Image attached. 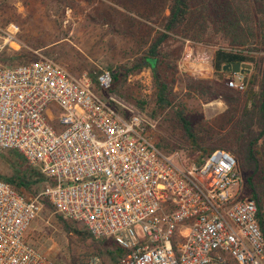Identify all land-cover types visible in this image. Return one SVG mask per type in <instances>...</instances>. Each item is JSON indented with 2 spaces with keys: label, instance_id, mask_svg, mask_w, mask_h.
I'll return each mask as SVG.
<instances>
[{
  "label": "built area",
  "instance_id": "obj_1",
  "mask_svg": "<svg viewBox=\"0 0 264 264\" xmlns=\"http://www.w3.org/2000/svg\"><path fill=\"white\" fill-rule=\"evenodd\" d=\"M4 35L0 57L20 49ZM223 81L246 89L241 73L224 72ZM111 83L110 71L93 83L41 56L0 61V153L20 154L47 180L25 197L0 178V264H55L28 240L45 201L122 249L117 264H264L257 206L241 198L235 156L165 151L153 138L158 119L101 94ZM86 264L101 263L90 256Z\"/></svg>",
  "mask_w": 264,
  "mask_h": 264
},
{
  "label": "rangeland",
  "instance_id": "obj_2",
  "mask_svg": "<svg viewBox=\"0 0 264 264\" xmlns=\"http://www.w3.org/2000/svg\"><path fill=\"white\" fill-rule=\"evenodd\" d=\"M87 1L88 4L73 0H0V44L7 32H12L20 44L18 51L5 47L2 54L10 57L18 52L24 56L21 63L45 57L73 75H86L95 83L101 71L128 68L143 55L160 31L172 2L115 0L114 6L99 11L96 5L89 9L93 6L92 0ZM207 2L208 6L202 3L192 6L180 35L174 36L167 45L166 66L162 73L175 92L169 107L161 110L155 106L153 78L148 68L117 83L114 92H109L110 87L107 94L101 93L158 119L153 136L155 142L167 152H176L183 158L194 160L199 159L200 151H194L187 142L176 112H182L188 119L201 145L226 147L241 109L239 105H228L222 99L209 100L201 92L189 89L190 80H215L224 84V72L215 71L212 65L217 50L251 58L264 56V52L256 50V19L250 0ZM235 9L240 10L235 12L239 21L236 36L245 35V45L235 43V34L223 27H228L226 13L230 15L229 11ZM87 16L95 20L87 21L84 19ZM17 64L19 61L13 62V65ZM248 64L253 65L251 62ZM242 70L240 73L247 87L252 69L243 66ZM17 157L13 152L0 153V178H10L22 167L29 166L24 159L23 166L15 165ZM242 189L243 186L240 192ZM23 194L25 197L33 196L26 191ZM79 232L86 231L78 224L61 218L49 204L44 203L38 218L28 229V240L37 250L48 254L55 264H86L90 256L97 257L101 264H117L118 258L109 245L110 241L95 240L88 233Z\"/></svg>",
  "mask_w": 264,
  "mask_h": 264
},
{
  "label": "trees",
  "instance_id": "obj_3",
  "mask_svg": "<svg viewBox=\"0 0 264 264\" xmlns=\"http://www.w3.org/2000/svg\"><path fill=\"white\" fill-rule=\"evenodd\" d=\"M201 3L208 6L207 0H172L168 8L169 13L164 18L160 31L156 33L143 55L134 60L130 67H119L114 72H111L112 86L109 92H114L116 84L120 81H125L129 75L148 68L153 78L156 97L155 106L161 110L169 107L175 92L172 84L162 73V68L166 66L164 58L167 56V45L174 36L180 35L181 29L190 15L192 6L196 7ZM250 4L252 5L253 14L256 19V50L264 52V0H250ZM235 12L239 13L240 10L229 11L230 15L226 13L228 27L225 28V25L223 27L225 31L227 30L235 34V43L245 45L247 43L245 35L238 34V37L236 36L237 33L235 31L239 21ZM23 57L18 52L13 53L10 57H5L2 54L0 61L12 66L14 61H19V64H23L21 63ZM151 61H153L152 65L150 64ZM248 62L253 63V65H249ZM235 64H240L244 68L246 66V69L249 67L252 69L247 87L242 94L229 89L224 84L215 80L195 79L190 80L188 83L189 89L201 92L209 100L222 99L228 105H239L241 113L234 124V132L228 142L229 146L206 147L201 145L194 135L190 122L183 113L177 111L176 116L189 145L194 151H200L198 161L203 160L214 150L228 149L227 151L235 156L243 178L241 198H247L256 203L257 221L264 236V56L251 58L244 54L224 50L214 52L212 65L215 71L222 72L225 66ZM244 72L248 73L249 71L244 70ZM13 153L18 156L15 165L23 166V157L16 152ZM1 179L13 186L20 193L23 194V191H26L33 196L37 195L47 182L46 178L31 166L22 167L20 172H15L10 178ZM44 203L48 205L47 202ZM82 229L86 231V229ZM79 233L87 234L88 232ZM107 241H110L109 245L114 255L120 258L124 254V251L111 240Z\"/></svg>",
  "mask_w": 264,
  "mask_h": 264
},
{
  "label": "crops",
  "instance_id": "obj_4",
  "mask_svg": "<svg viewBox=\"0 0 264 264\" xmlns=\"http://www.w3.org/2000/svg\"><path fill=\"white\" fill-rule=\"evenodd\" d=\"M73 1H75V3L88 4L87 0H73ZM114 2H115V0H92L91 1V5H93V6H90L89 9H91L92 7H94V5H96V7L98 6L97 10L104 11L105 9L106 10L109 9L110 6H114ZM84 19L87 20V21H94L95 20V18H91V17H88V16L86 18H84Z\"/></svg>",
  "mask_w": 264,
  "mask_h": 264
},
{
  "label": "water",
  "instance_id": "obj_5",
  "mask_svg": "<svg viewBox=\"0 0 264 264\" xmlns=\"http://www.w3.org/2000/svg\"><path fill=\"white\" fill-rule=\"evenodd\" d=\"M243 66L240 64H235V65H228L223 68V72H235V73H240L243 70Z\"/></svg>",
  "mask_w": 264,
  "mask_h": 264
}]
</instances>
